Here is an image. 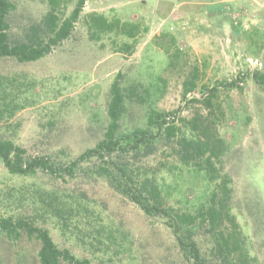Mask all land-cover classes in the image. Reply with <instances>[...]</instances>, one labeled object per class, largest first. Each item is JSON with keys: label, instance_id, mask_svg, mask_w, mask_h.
Listing matches in <instances>:
<instances>
[{"label": "rangeland", "instance_id": "rangeland-1", "mask_svg": "<svg viewBox=\"0 0 264 264\" xmlns=\"http://www.w3.org/2000/svg\"><path fill=\"white\" fill-rule=\"evenodd\" d=\"M11 1L15 9L8 16L9 31L16 41L31 33L51 7L62 19L78 0H58L56 5ZM90 14L136 23L138 31L133 38L116 29L93 33ZM254 70L264 71V0H83L70 34L48 53L33 61L0 57V83L7 89L0 105V139L12 140L27 155L61 161L75 157L105 132L112 82L134 86L137 94L126 100L119 131L145 127L150 109L168 112V120L187 129L186 134L194 125L192 132L203 137L207 127L210 139L223 140L213 159L218 173L210 187L190 170L168 173L178 164V136L166 140L157 135L150 154L139 150L120 159L137 173L164 178L168 203L180 209L203 202L226 176L228 207L247 247V260L264 264V86L251 79ZM187 78L195 85L189 91L184 90ZM232 81L236 87L223 85ZM204 97H210L208 103L193 101ZM16 104L22 105L10 114ZM38 185L84 194L94 208L91 221L105 226L96 237L105 241L111 231L115 240L103 252L97 242L87 247L96 249L88 250L54 219H36L59 248L93 264H186L161 218L146 215L104 178L87 171L62 181L42 172L13 174L0 161V216L29 215V189ZM224 223L230 232L227 219ZM197 238L207 248L206 230ZM38 247L24 232L16 238L0 232V264H39Z\"/></svg>", "mask_w": 264, "mask_h": 264}, {"label": "trees", "instance_id": "trees-1", "mask_svg": "<svg viewBox=\"0 0 264 264\" xmlns=\"http://www.w3.org/2000/svg\"><path fill=\"white\" fill-rule=\"evenodd\" d=\"M48 1L51 5L58 2ZM82 4L83 0H78L70 15L62 19L51 7L40 22L32 26L31 33L24 39L11 41L8 16L15 9V4L11 0H0V57H14L18 61H33L42 57L48 53L51 45L68 37ZM89 17V27L93 29V33L116 29L117 33L133 38L138 31L136 23L121 22L119 19L108 20L102 14H90ZM124 45L127 49L132 46L126 43ZM250 77L255 84L264 86V71L254 70ZM223 85L236 87V82H223ZM194 86L193 81L188 78L185 80V91ZM6 90L0 83V105H3L1 100ZM135 90L134 86H120L117 79L112 82L106 110L109 121L105 132L93 147L77 156L61 161L48 156L27 155L25 150L12 140L0 139V161L10 173L19 175L32 176L42 172L65 181L76 176L79 171H87L104 178L112 188L135 203L146 215L159 217L164 221L186 264H250L247 260V247L241 242L237 222L229 211L230 186L226 176H222L215 187L211 188L209 196L203 202L198 201L190 208L180 209L168 203L169 186L165 184L164 178L158 179L150 174L137 173L128 166L127 160L120 159L121 155L139 150H142V155L150 154L157 135L166 140L178 136V164L168 173L177 171L181 174L184 169L190 170L192 177L201 176L206 184L211 183L209 187L217 178L218 172L213 159L218 158L223 140L217 137L210 139L211 134L207 127L203 128V137L192 132L191 127L195 128L194 125L188 128L190 132L186 134L187 129L182 131L173 120H168V112L150 109L146 114L145 127L119 131V120L125 111L126 100L137 94ZM209 99L210 97L193 98V101L208 103ZM21 105L11 107L10 114ZM1 113L2 111L0 118ZM187 122L192 123L194 120ZM153 129L156 133L152 132ZM190 159H193L192 164ZM29 190L30 196L26 200L27 205L31 207L29 215L18 212L0 216V232L9 238H16L24 232L27 237L36 239L39 243V264H61V261L67 264L93 263L89 258L76 256L68 248H59L48 230L39 226L36 219H54L63 232L69 230L77 243L84 248L96 247L97 242L102 245L99 249L103 252L110 244L115 243L111 231L108 232L110 234L106 233L105 241L96 237L105 226L103 222L91 221L94 208L89 207L90 201L84 194L66 193L61 189L39 185ZM87 212H91V215ZM97 217L99 218V214L95 215L96 220ZM224 219H227L232 227L230 232L224 230ZM205 230L209 241L207 248H202L197 237Z\"/></svg>", "mask_w": 264, "mask_h": 264}]
</instances>
